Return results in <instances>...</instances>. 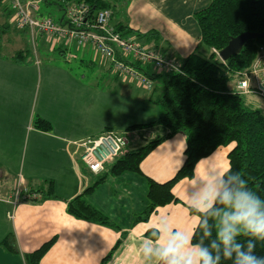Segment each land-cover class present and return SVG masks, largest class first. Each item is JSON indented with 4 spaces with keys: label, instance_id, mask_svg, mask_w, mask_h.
Segmentation results:
<instances>
[{
    "label": "crops",
    "instance_id": "obj_1",
    "mask_svg": "<svg viewBox=\"0 0 264 264\" xmlns=\"http://www.w3.org/2000/svg\"><path fill=\"white\" fill-rule=\"evenodd\" d=\"M210 2L129 0L115 9L111 24L121 23L141 34L156 32L160 39L158 50L177 61L198 47L200 30L194 14ZM3 33H0V43ZM49 44L50 50L44 52L42 60L31 57L29 63L14 61L12 56L17 51H9L5 58L0 56V187L7 176L13 177L8 193L0 198V216L3 213L6 217L13 210L18 249L13 258L7 256L8 262L0 264H25L23 255L37 249L52 235L57 238L41 264H157L154 258L145 259L142 245L157 241L168 228L173 234L177 230L192 234L198 217L188 207L198 210L196 201L217 176V171L228 167L227 155L234 145L217 148L196 164L192 179H183L174 185L172 192L178 203L159 207L145 220L136 221L148 206L146 177L166 182L184 162L186 140L184 135L177 134L142 161L141 174L108 176L86 195V201L109 217L114 228L71 217L66 203L94 183V177L79 161L81 149L74 142L108 129L123 131L154 121L159 109L149 115L148 107L156 105L148 100L157 98L160 92L152 81V88L140 97L137 86L132 83L135 80L116 74L107 81L108 92H105L98 88L97 82L86 83L75 66L67 68L59 64L58 58H65L69 53L64 42L55 50L52 42ZM92 49H79L81 65ZM199 51L207 52L205 48ZM74 56L78 57L76 53ZM89 64L95 66L92 61ZM139 105L147 108L142 114L147 117L143 122L138 119ZM37 118L49 122L51 130L36 129ZM153 132L147 130L137 139L149 140ZM22 158L24 166L20 165ZM27 160L29 165L25 169ZM47 181L53 182V196L31 193L35 195L34 201L23 199L29 194L27 191L39 190ZM17 189L20 198L13 208L11 203L15 201ZM6 234L0 232V241Z\"/></svg>",
    "mask_w": 264,
    "mask_h": 264
},
{
    "label": "trees",
    "instance_id": "obj_2",
    "mask_svg": "<svg viewBox=\"0 0 264 264\" xmlns=\"http://www.w3.org/2000/svg\"><path fill=\"white\" fill-rule=\"evenodd\" d=\"M3 1L0 0V5ZM40 1L49 3L48 0ZM68 1L85 4L89 17H94L101 10H109L108 26L113 28L116 33L123 38L132 39L144 47L150 46L158 50L160 39L156 32L150 31L141 34L121 23L111 24L115 9L121 2L127 3L129 0ZM3 12L7 19L11 17L12 12L8 4ZM61 17L55 21L60 22ZM194 18L200 30V42L198 47L187 57L175 60L180 66L179 72H159L150 62L143 63L116 56L119 61L138 70L149 81L150 88H145L146 90L152 88V81L153 83L157 80L161 82V94L157 98L148 100L158 107L159 113L157 118L148 124L133 125L123 131L108 129L88 137L94 138L102 133L112 132L125 136L127 144L120 155L108 160L103 169L96 174L82 163L81 154L79 155L80 163L94 177V183L66 203V211L71 217L114 228L115 225L109 217L86 201V195L92 193L108 176L117 177L127 173L141 174L140 164L142 161L161 143L177 134L185 136L184 162L174 176L166 182L159 183L146 177L148 206L140 216L136 217V221L145 220L159 207L178 203L179 200L172 192L174 185L183 179L193 177L194 168L201 159L209 156L217 148L230 143H234V146L227 155L228 167L231 166L233 173L239 172L241 178L247 181V188L264 200V112L246 104L244 96L235 92L234 84L236 75L249 68L257 54L258 47L264 46V38L247 41L237 55L226 61L218 60L212 51L220 52L231 38L244 32H264V0H211L208 7L194 14ZM9 21L0 26V33L11 28L12 24ZM18 32L26 33L29 36L26 30L18 29ZM37 36L34 39L29 36L32 43ZM200 48H205L208 54H201ZM158 51L163 57L172 59L165 56L160 50ZM27 54L26 50H19L12 56V59L21 63H29L32 58L29 60ZM110 67L113 69L111 63ZM115 74L125 77L117 72ZM155 86L157 87V85ZM34 127L43 132L51 130L49 122L41 118L34 121ZM147 130H153V136L144 145L130 148L131 137L135 135L137 138H142ZM85 139L87 138L77 142ZM227 175L230 174H226L225 181H227ZM53 190V182L47 181L39 190L27 192L28 195L36 193L50 197L54 195ZM24 200L34 201V198ZM213 208L222 209L223 205L215 203ZM188 210L198 217L197 224L191 234L193 244L202 242L204 246H208L211 241L215 240L216 220L210 213H200L192 207H188ZM204 225L211 232V236L206 235ZM237 239L241 238L237 237ZM54 243L55 238L41 244L31 252L25 253L23 255L25 264H41L42 257ZM0 246L10 253H18L13 234H7L0 241ZM255 252L257 255H264V241L257 243ZM221 264H232V262L222 259Z\"/></svg>",
    "mask_w": 264,
    "mask_h": 264
},
{
    "label": "built area",
    "instance_id": "obj_3",
    "mask_svg": "<svg viewBox=\"0 0 264 264\" xmlns=\"http://www.w3.org/2000/svg\"><path fill=\"white\" fill-rule=\"evenodd\" d=\"M63 5V16L60 22L40 13V0H7L11 10L10 23L20 30H26L34 39L36 35L52 39H62L75 43L81 48L93 47L101 57L106 58L115 72L131 78L145 88H150L149 81L136 69L124 64L116 58L150 62L159 72H173L180 69L179 63L163 57L160 52L150 46H142L138 42L121 37L108 26L109 10H101L94 17L88 16V8L83 3H70L68 0H57ZM219 57L218 52L213 50ZM220 59V58H219ZM235 92L242 96H256L264 101V46H259L257 54L249 68L236 75ZM74 144L81 149L80 160L92 172L98 173L104 164L121 154L127 144L125 136L112 132L102 133L94 138H87ZM13 208L20 198L17 189L14 194ZM27 199L35 195H27ZM24 196V199H26ZM8 219H13V210L7 212Z\"/></svg>",
    "mask_w": 264,
    "mask_h": 264
},
{
    "label": "clouds",
    "instance_id": "obj_4",
    "mask_svg": "<svg viewBox=\"0 0 264 264\" xmlns=\"http://www.w3.org/2000/svg\"><path fill=\"white\" fill-rule=\"evenodd\" d=\"M227 175V181L225 176ZM190 177L189 179H192ZM220 203L222 209H214ZM200 213H210L216 220L215 240L208 246L193 244L192 236L183 231L165 229L157 241L142 245L145 259L157 264H264V255H257L258 242L264 241V200L247 188V181L231 166L217 171L196 201ZM206 235L211 236L207 226ZM240 237L241 239H237Z\"/></svg>",
    "mask_w": 264,
    "mask_h": 264
},
{
    "label": "rangeland",
    "instance_id": "obj_5",
    "mask_svg": "<svg viewBox=\"0 0 264 264\" xmlns=\"http://www.w3.org/2000/svg\"><path fill=\"white\" fill-rule=\"evenodd\" d=\"M49 3L46 4L43 1L40 4V13L42 15L45 16H50L52 17L54 20H58L62 14H63V5L60 4V2H58L57 0H48ZM7 0L3 1V3L0 5V26H3V24H5V22L9 21L11 17H9V19H7V17H5V13L3 12L4 8L7 7ZM119 8V7H118ZM11 28H9L7 31L5 30V33L2 34L1 36V42L4 43L5 45H3L2 43H0V56L1 58H5L8 57V52L9 51H13V53H15L16 51L19 50H26L28 52V54L26 56L29 55V59L32 58H38L40 60H42V55H45L47 51V49L50 50V42H52V46H53V50H55L58 47V44L64 42V47L67 49L66 52H69L65 58L59 57L58 61L59 64H61L62 66H67V68H71L73 66H75L77 68V74L83 75L85 77V79L87 80L86 83L88 84H96L99 85L98 88H100L101 90L108 92V83L107 81L109 79H111L112 76H115V70L111 69L110 67V63L107 59L103 58L100 56V54L96 51V50H91L90 52L87 53V55L85 56L86 58V62L84 65H81L80 63V56L78 55V51L79 49H76L75 47L71 46L68 42H66L65 40L62 39H52V38H46V37H37L35 41L30 40L29 36L25 33H19L17 27L15 26L14 23H12ZM10 43V44H9ZM43 43H46L45 45H43ZM47 45V46H46ZM48 47V48H47ZM57 51V50H56ZM55 51V52H56ZM76 53V55L78 56L77 58L74 56V54ZM204 55H207V52L203 53ZM216 55V53H214ZM55 55H58V52L55 53ZM48 56V54H47ZM217 56V55H216ZM49 57H51V55H49ZM76 58V59H75ZM84 59V58H83ZM217 59H219V57L217 56ZM47 61H49V59H47ZM89 61H92L93 63H95L94 67H91L89 64ZM102 77V79H101ZM120 80H124L123 78H119ZM132 83L134 85L137 86L138 90H139V96L142 97L146 94V89L143 85H141L139 82H135L132 81ZM157 87H159V91L160 94L162 92V87H161V82L159 80H157L156 84ZM232 86V84H230ZM244 100L246 102V104H248L249 106L256 108V109H260L261 111L264 112V101L259 99L256 96H244ZM125 108V107H124ZM147 109L145 106L139 105V121L143 122L147 119V117H143L142 114L144 112V110ZM148 110H150L149 115H153L155 114L156 110H157V106L155 107H148ZM155 117V116H154ZM154 119V118H153ZM148 133H151V131H149ZM153 136V134H151V137ZM147 140L141 139L138 140L137 137L135 135H133L131 137V144H130V148H136L139 147L141 145H144L146 143ZM234 143L229 144V146H233ZM29 159V156H28ZM25 162V161H24ZM28 162L29 160H27V164H25V169L28 168ZM21 166H24L23 164V158L22 161L20 162ZM6 182L4 184H2V186L0 187V198L5 197V195L8 193L9 190V186L10 183H13V177L12 176H7L5 178ZM11 188V187H10ZM28 203V202H26ZM2 211V210H1ZM2 217V220H1ZM7 217V216H6ZM5 216L2 215L0 216V232L1 231H5L7 234H13L14 235V223L12 222V220L10 221V219L8 220V218H6ZM5 228V229H4ZM6 234V235H7ZM55 238L56 240V236L52 235L50 236V239ZM48 240V241H49ZM3 246H0V262H8L7 256H11V258H13V255H15L14 253H10L8 252ZM5 250L6 253L5 254Z\"/></svg>",
    "mask_w": 264,
    "mask_h": 264
},
{
    "label": "water",
    "instance_id": "obj_6",
    "mask_svg": "<svg viewBox=\"0 0 264 264\" xmlns=\"http://www.w3.org/2000/svg\"><path fill=\"white\" fill-rule=\"evenodd\" d=\"M264 38V32L253 33V32H244L234 38H231L228 44L218 52L219 58L221 61H226L230 57L237 55L242 46L249 40H256Z\"/></svg>",
    "mask_w": 264,
    "mask_h": 264
}]
</instances>
